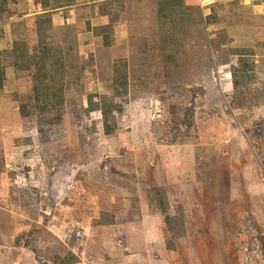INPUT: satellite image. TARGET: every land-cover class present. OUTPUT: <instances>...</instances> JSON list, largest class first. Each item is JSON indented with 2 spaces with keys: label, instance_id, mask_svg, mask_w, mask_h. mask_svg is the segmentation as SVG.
<instances>
[{
  "label": "rangeland",
  "instance_id": "374dc122",
  "mask_svg": "<svg viewBox=\"0 0 264 264\" xmlns=\"http://www.w3.org/2000/svg\"><path fill=\"white\" fill-rule=\"evenodd\" d=\"M0 60V264H264V0H0Z\"/></svg>",
  "mask_w": 264,
  "mask_h": 264
},
{
  "label": "trees",
  "instance_id": "16d2710c",
  "mask_svg": "<svg viewBox=\"0 0 264 264\" xmlns=\"http://www.w3.org/2000/svg\"><path fill=\"white\" fill-rule=\"evenodd\" d=\"M3 81H4V72H3V68H2L1 60H0V89L3 86Z\"/></svg>",
  "mask_w": 264,
  "mask_h": 264
},
{
  "label": "built area",
  "instance_id": "2783aa9c",
  "mask_svg": "<svg viewBox=\"0 0 264 264\" xmlns=\"http://www.w3.org/2000/svg\"><path fill=\"white\" fill-rule=\"evenodd\" d=\"M197 2L200 3V5H209L210 3H212V0H197Z\"/></svg>",
  "mask_w": 264,
  "mask_h": 264
},
{
  "label": "crops",
  "instance_id": "0c3cea01",
  "mask_svg": "<svg viewBox=\"0 0 264 264\" xmlns=\"http://www.w3.org/2000/svg\"><path fill=\"white\" fill-rule=\"evenodd\" d=\"M42 7V6H41Z\"/></svg>",
  "mask_w": 264,
  "mask_h": 264
}]
</instances>
